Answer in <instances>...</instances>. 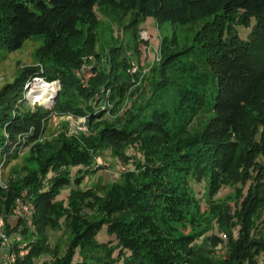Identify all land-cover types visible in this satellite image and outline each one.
Masks as SVG:
<instances>
[{
	"label": "trees",
	"instance_id": "16d2710c",
	"mask_svg": "<svg viewBox=\"0 0 264 264\" xmlns=\"http://www.w3.org/2000/svg\"><path fill=\"white\" fill-rule=\"evenodd\" d=\"M97 3L119 13L117 18L129 14L123 28L138 42L136 29L148 16L193 30L184 47L160 40L150 94H141L113 122L101 120L105 112L93 100L120 103L132 93L137 75L130 73L120 40L96 51ZM32 36L42 39L38 63L18 68L0 89V163L11 156L15 134L47 113L24 98L30 77L58 79L52 111L85 116L94 133L39 150L36 169L11 175L6 188L0 186L8 235L16 228L7 222L15 201L30 202L32 210L33 228L20 230L23 254L9 264H257L264 251V238L252 234L254 217L264 206V0H0V55ZM189 52L204 72L200 85L186 87L174 71ZM89 54L104 55L103 63L93 64L94 73L83 79L79 71ZM207 78L215 91L210 100ZM200 111L209 114L205 124L188 131ZM129 144L139 147L142 159L122 183L100 192L80 187L98 169L92 164L94 150L119 151ZM192 177L243 185L235 214L238 236L229 235L222 258L211 248L224 240L217 232L178 234L167 222L179 218L191 201L186 179ZM101 231L108 236L104 240L98 238Z\"/></svg>",
	"mask_w": 264,
	"mask_h": 264
},
{
	"label": "rangeland",
	"instance_id": "374dc122",
	"mask_svg": "<svg viewBox=\"0 0 264 264\" xmlns=\"http://www.w3.org/2000/svg\"><path fill=\"white\" fill-rule=\"evenodd\" d=\"M97 17V24L94 28L95 32V48L96 51L106 43H114L120 40L125 53L131 62L130 73L136 74L133 78L134 82L130 88L132 93H128L120 103L113 104L107 98L103 101H94L96 108L101 107L105 112L101 120L113 122L116 118L123 116L127 108L141 96V94H150V80L155 76V69L161 58L159 49L160 40L166 38L172 40L177 47H184L192 42L193 30H188L177 24L168 21L157 22L153 17H146L136 31L138 39L131 37V32L123 28V24L128 21L129 14L123 19L117 18L119 13H109L103 9L98 3L93 8ZM240 31H242L240 29ZM42 42L41 37L32 36L27 39L22 46L12 52H4L0 55V89L1 87L12 81L16 70L21 67L33 66L37 62L36 49ZM138 44V45H137ZM135 45H137L135 47ZM104 55L89 54L84 56V67L79 73L83 79H88L94 73L91 66L102 64ZM175 75L178 81L184 86L200 85L199 76L202 71L201 63L198 57L189 52L183 59L176 63ZM192 67V68H191ZM207 86L209 88L208 100L215 93L210 78ZM37 80H43L42 77H30L26 79L23 89L24 98L28 104L34 108L35 104L40 105L47 112L40 119L31 122L28 129L14 136V140L10 146L11 156L7 157L1 164L0 186L6 188L7 181L11 175H24L27 171L38 167V151L48 150L58 144L64 138L76 136L79 139L90 137L94 133L93 128L87 122L85 116H74L71 113L57 114L52 111L56 95L61 88L58 79L46 82V92L49 94L46 98H35L31 100L30 90ZM179 85L174 86L171 90L170 104H175L176 94ZM206 113L200 111L191 122L187 124V130L190 132L200 131L205 124ZM46 116V117H45ZM83 138V139H84ZM82 139V138H81ZM142 159L139 147L129 144L119 151L102 149L94 150L92 164L97 170H92L91 174L86 175L81 182V188H94L100 192L103 188L107 189L111 183H122L123 176L129 171H134L137 162ZM187 191L191 201L181 208L179 218L171 219L168 222L172 226L173 233L184 234H203L209 232H217L223 241L211 246L213 255L222 258L227 252V240L229 235L232 239L237 238L240 225L238 224L237 208L243 195V185L229 181L219 183H210L209 178L202 179L192 177L186 179ZM69 191V186L61 190L59 198H65ZM26 202V201H23ZM17 203V201H15ZM32 210L21 212L16 206L15 210L7 217L10 227H15L11 232L10 240L14 235H19L21 241L18 244H11L9 249H1L0 253L14 252L16 255L24 251V240L21 234V228L26 225L29 229L32 225ZM254 229L252 234L260 235L264 238V206L254 217ZM60 234L58 232L55 236ZM108 236L101 231L98 238L104 240ZM60 246H63L65 235L60 238ZM0 264H9L0 262ZM257 264H264V251H262L257 259Z\"/></svg>",
	"mask_w": 264,
	"mask_h": 264
},
{
	"label": "built area",
	"instance_id": "2783aa9c",
	"mask_svg": "<svg viewBox=\"0 0 264 264\" xmlns=\"http://www.w3.org/2000/svg\"><path fill=\"white\" fill-rule=\"evenodd\" d=\"M1 164L2 163H0V172H1ZM0 183H1V180H0ZM16 201L17 203L15 204L21 212H28L31 210L30 202L28 201L23 202V201H20L19 199H17ZM12 240L20 242L21 238L19 235H14ZM12 240H10V236L6 232L4 217L2 216V214H0V252H1V249L10 250L11 244L13 243ZM22 254L23 252H19V254L17 255L21 256ZM17 255L14 252L0 253V262L2 261V262L11 263L16 259Z\"/></svg>",
	"mask_w": 264,
	"mask_h": 264
},
{
	"label": "bare ground",
	"instance_id": "6f19581e",
	"mask_svg": "<svg viewBox=\"0 0 264 264\" xmlns=\"http://www.w3.org/2000/svg\"><path fill=\"white\" fill-rule=\"evenodd\" d=\"M47 86H49L48 84H46L45 81L43 80H37L35 82V85L33 86V88L30 90V98L32 101L35 100V98H47L48 97V93L46 92Z\"/></svg>",
	"mask_w": 264,
	"mask_h": 264
},
{
	"label": "water",
	"instance_id": "95a60500",
	"mask_svg": "<svg viewBox=\"0 0 264 264\" xmlns=\"http://www.w3.org/2000/svg\"><path fill=\"white\" fill-rule=\"evenodd\" d=\"M56 97H57V95H56ZM55 100H56V98H55Z\"/></svg>",
	"mask_w": 264,
	"mask_h": 264
}]
</instances>
